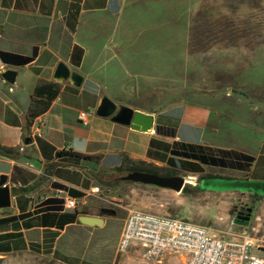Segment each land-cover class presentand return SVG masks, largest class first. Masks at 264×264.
<instances>
[{
  "label": "crops",
  "instance_id": "1",
  "mask_svg": "<svg viewBox=\"0 0 264 264\" xmlns=\"http://www.w3.org/2000/svg\"><path fill=\"white\" fill-rule=\"evenodd\" d=\"M166 1L0 0V145L13 147L0 153V185L6 183L10 195V205L0 209V246L5 249L0 258L5 252H30L67 256L61 261L79 264L85 254H100L95 242L75 254L71 247L106 218L101 216L100 226H87L59 203V209H46L37 199L50 198L54 183L64 186L69 197L85 196L74 209L92 210L99 197L89 193L90 187L138 162L179 171L188 182L189 174L203 166L264 179V63L258 70L255 66L264 61V42L251 47L213 43L204 50L202 67L195 55L200 50L186 44L188 8L180 0ZM123 3H129L124 12ZM57 61L81 76L78 86L53 79ZM6 67L15 69L12 83L1 76ZM100 94L151 115V129L135 131L94 115ZM80 111L83 121L77 117ZM40 118L45 124L37 128ZM155 126L171 128L172 134H159ZM25 134L27 144L21 142ZM60 149L96 158L81 164L76 157H55ZM181 152L236 164L219 167L186 158L192 164L182 167ZM232 153L251 159L245 164ZM66 226H75L72 239L60 241L58 251L56 241ZM136 252L135 246L122 254L113 249L107 263L134 264Z\"/></svg>",
  "mask_w": 264,
  "mask_h": 264
},
{
  "label": "rangeland",
  "instance_id": "2",
  "mask_svg": "<svg viewBox=\"0 0 264 264\" xmlns=\"http://www.w3.org/2000/svg\"><path fill=\"white\" fill-rule=\"evenodd\" d=\"M180 3L184 9L188 8V33H190V37L188 38L190 39V44L194 52L195 50H200V53L195 55L196 62H202V67H204L205 62L204 50L213 44L211 40H207L214 33H227L228 31L229 33H240L244 35L243 37L225 38L224 41L214 42L225 45L238 43L246 47H251L264 42V0H180ZM128 5L129 3H123L121 5L123 12ZM217 38L221 39L220 37ZM262 62L264 63L261 60L259 65L255 64L257 70L260 68ZM82 163L86 162L82 161ZM179 163L182 167H190L191 165V162L185 158ZM76 167L79 166L76 165ZM169 171L177 172L174 174L185 176V174L175 170ZM122 172L124 171H117L110 175L109 178H113ZM205 173L237 177L234 172L206 166H203L201 171L189 175L192 177V181H195L199 178L197 176ZM97 189L98 192L96 194L99 198H96V202L106 209L114 211L115 216H104L107 220L105 224L100 228H96L89 238L81 236L72 241L74 242L72 245L74 247H71V250L74 251V254L76 250L79 251L81 249V246L84 247L88 241L89 243L95 242L100 244L99 255L92 257L85 254L82 256L85 259L84 262H80L79 264H108L107 260L115 248L117 239V223H122L127 210L131 208L168 214L167 209L169 207L185 204L189 213L187 216L188 220L203 224L210 228V232L227 238L228 235L224 233L227 227L232 228L235 225L230 216L232 209L237 204L247 203L249 215L247 220L244 221L243 226L248 228L247 231L249 233H264V198L260 199L262 196H250L245 193L236 192H204L194 195H183L180 192L175 193L167 189L125 182H120L117 185L105 187L104 189L100 188L98 184ZM1 211L3 210H0V213ZM74 229L75 226H66L63 228L62 235L56 241V250L59 251L60 241L68 237L72 239L71 234ZM84 238H87V240H84ZM2 250L5 251L4 248ZM253 252L264 259L263 251L253 250ZM115 254L122 253L115 252ZM63 258L67 259V256L59 259L55 254L51 257H43L33 255L30 252H24L20 255L5 252V256L0 258V264H77L75 262L61 261ZM174 258L172 256H164L157 262L146 261L142 260L137 254V256H134L133 263L183 264V262L175 260Z\"/></svg>",
  "mask_w": 264,
  "mask_h": 264
},
{
  "label": "built area",
  "instance_id": "3",
  "mask_svg": "<svg viewBox=\"0 0 264 264\" xmlns=\"http://www.w3.org/2000/svg\"><path fill=\"white\" fill-rule=\"evenodd\" d=\"M84 114L78 112V119L83 121ZM44 124L45 119L40 118L37 128ZM36 135L40 136L38 130ZM52 190L49 197L59 199L61 209H74L84 202L85 196H67L62 185L54 186ZM97 192L96 186L90 187L89 193ZM46 198L48 196L41 195L37 200L41 202ZM224 233L227 238L188 219L131 208L122 220L114 250L123 253L135 246L142 260L156 262L164 256H172L179 257L183 264H264V259L253 252H264V233L228 227Z\"/></svg>",
  "mask_w": 264,
  "mask_h": 264
},
{
  "label": "water",
  "instance_id": "4",
  "mask_svg": "<svg viewBox=\"0 0 264 264\" xmlns=\"http://www.w3.org/2000/svg\"><path fill=\"white\" fill-rule=\"evenodd\" d=\"M2 78L12 83L15 76V69L6 67L1 71ZM55 81L66 80L72 86H78L81 76L66 65L57 61L52 74ZM94 115L98 117H107L110 121L120 125H127L135 131H149L151 129L152 117L149 114L132 110L123 104H116L108 99L104 94H100L93 110ZM23 144L30 142L29 135H23L21 138ZM188 175L182 176L178 174L158 175L156 173L138 170L124 171L116 176L118 180L130 181L143 185L154 186L157 188L167 189L178 193L186 184V191L189 193H222L236 192L253 194L264 197V179H251L246 177H220V176H201L191 183L186 179ZM10 205L9 187L5 183L0 185V208ZM249 212V208H245ZM111 215V214H108ZM245 215L236 217L233 222L242 224ZM75 220L87 226H100L101 216L94 214H77Z\"/></svg>",
  "mask_w": 264,
  "mask_h": 264
},
{
  "label": "trees",
  "instance_id": "5",
  "mask_svg": "<svg viewBox=\"0 0 264 264\" xmlns=\"http://www.w3.org/2000/svg\"><path fill=\"white\" fill-rule=\"evenodd\" d=\"M190 37V34H189ZM213 39V40H212ZM224 37L221 39H218L217 37H209L207 41L211 42H220L221 40L224 41ZM190 49L192 48V45L190 44V39L188 38V45H187ZM154 130L159 133V134H165V135H171L172 134V129L171 128H167V127H162V126H155ZM13 151V147H8V146H3L0 145V153H6V152H11ZM185 159H190V160H194L197 161L201 164H208V165H212V166H232L235 165L236 163H233L231 161H226V160H222L221 157H214L212 155H205L202 153H191V152H181L180 153ZM70 156V157H76L79 158L82 161H88V160H93L96 158L95 155H89V154H81V153H77V152H73L70 150H57L54 153L55 157H60V156ZM233 157L237 158L239 157L240 159H242L245 164H247V162L251 159L250 156L247 155H243V154H236L232 153ZM192 164V163H191ZM129 170H138V171H147V172H152V173H156L158 175H171L177 172H172V171H164L159 167L153 166L151 164H147V163H142V162H138V163H134L131 164L130 166H127L126 168L123 169V171H129ZM179 172V171H178ZM181 173V172H179ZM184 174V173H182ZM117 176V175H116ZM113 177V178H107V179H101L99 180L98 184L100 186V188H105V187H110L113 185H117L120 182H125V183H133L130 181H124V180H118L117 178ZM201 176H220V177H228V176H223V175H219V174H210V173H205V174H201L197 177H201ZM138 184V183H137ZM143 185V184H142ZM53 186H58V184H53ZM186 184L181 188V190L179 191L181 194L183 195H194L196 193H189L186 191ZM154 187V186H152ZM250 196H255L253 194H249ZM257 196V195H256ZM43 204H47L45 206L46 209H59V199L57 198H46L43 201ZM94 203V207H92L93 209L90 210L88 208L85 207H81L80 209H72L71 210V215L75 216L77 214H94L97 216H115L114 211L110 210V209H106L105 207H103L102 205H100L98 202H93ZM168 215L171 216H176V217H180L183 219H187L188 216V209L186 208L185 204H180L178 206H174V207H169L167 209ZM111 214V215H108ZM4 247L0 246V250H2Z\"/></svg>",
  "mask_w": 264,
  "mask_h": 264
},
{
  "label": "flooded vegetation",
  "instance_id": "6",
  "mask_svg": "<svg viewBox=\"0 0 264 264\" xmlns=\"http://www.w3.org/2000/svg\"><path fill=\"white\" fill-rule=\"evenodd\" d=\"M245 208H247V203L246 204H243V203L242 204H237V205L234 206V208L232 209V211L230 213V216H231L232 221H233V219H236V217L245 215V219L243 220V223L240 224V226H243L244 221L247 220L248 215H249V212H246ZM233 223L235 225H239V224H236L235 222H233Z\"/></svg>",
  "mask_w": 264,
  "mask_h": 264
}]
</instances>
